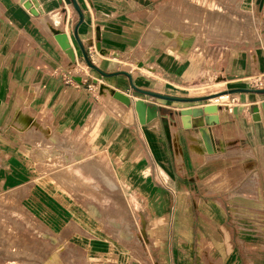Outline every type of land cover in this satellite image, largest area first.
Segmentation results:
<instances>
[{
	"label": "crops",
	"instance_id": "1",
	"mask_svg": "<svg viewBox=\"0 0 264 264\" xmlns=\"http://www.w3.org/2000/svg\"><path fill=\"white\" fill-rule=\"evenodd\" d=\"M28 1L38 14L20 0H0V128L6 129L0 138L18 134L23 144L19 158H14L12 142L0 149V172L4 174L3 179L0 174V186L13 187L16 170L26 172L21 183L39 187L44 181L40 172L51 163V169H67L70 176L71 170L80 171L92 179L96 171L100 174L97 186L114 187L111 198L54 194L52 202L68 204L67 208L59 205L54 217L67 219L62 228L68 230L70 250L75 255L83 253V259L75 257L72 264H221L223 244L228 251L233 249L232 230L221 222L216 194L222 186V171L237 163H242V170L246 165L250 171L257 169L260 179H251L248 187L256 182L258 195L253 199L248 189V203H264V118L260 108L264 101V0L249 2L258 35L252 38L248 33V46L229 50L234 56L228 60L220 48L217 52L213 47L212 55L198 51L196 57L186 56L180 64L170 55L163 58V65L149 54L144 60L138 58L142 63L136 65L153 75L136 67L101 70L93 64L108 74L92 68L100 76L101 91L111 94V100L102 102L86 88L85 79H96L87 72L76 75L71 71L83 58L73 34L78 22L74 1L82 13L77 28L82 47L95 42L94 29L103 27L104 21L125 22L124 13L132 9L130 1ZM151 1L142 0L135 8L142 14L154 13L156 5L152 10L148 6ZM252 23L248 21V26ZM52 30L65 36L72 57ZM146 62L156 69L149 70ZM135 88L193 101L177 107L176 101L135 97ZM230 89L241 90L224 95L217 113L191 117V127H183L181 109L213 104V98L197 99ZM114 91L126 95L129 104L115 98ZM139 98L158 107L155 118L145 122V114L139 116L134 107ZM227 100L232 103L226 104ZM244 112L248 125L242 124ZM44 139L53 142L50 148ZM49 155L50 163L45 158ZM61 157L68 162L65 168ZM52 180L61 187L60 178ZM96 199L121 206L115 233L119 237L126 233L124 239L106 237L100 230L106 216L102 211L90 215L86 205ZM206 203L215 205V210H206ZM44 218L37 215L38 222ZM53 235L59 240L61 227H54ZM78 235L84 237V244H78ZM52 252L58 253L55 248ZM44 258L41 253L30 261L40 264Z\"/></svg>",
	"mask_w": 264,
	"mask_h": 264
},
{
	"label": "rangeland",
	"instance_id": "2",
	"mask_svg": "<svg viewBox=\"0 0 264 264\" xmlns=\"http://www.w3.org/2000/svg\"><path fill=\"white\" fill-rule=\"evenodd\" d=\"M129 1L132 9L124 13L125 22H122L123 19L104 21L103 27L94 29L95 42L83 46L89 61L101 70L108 67L128 66L153 75L146 68L136 65L142 63L138 58L144 60L149 54L150 59L154 58L158 64L163 65V58L170 55L174 62L180 64L184 57H196L198 51H204L205 56L212 55L213 47L217 49V52L220 48L222 56L228 60L230 56H234L232 52L236 47L248 46V43H245L248 41V33L252 35V38L258 35L257 28L253 26L257 20L254 17V9L251 10L250 0H152L148 6L152 10L156 5V11L150 14L147 12L142 14L141 10L135 8L140 6L142 0ZM121 14L123 15V12ZM248 21H253L252 26H248ZM121 39L126 41L122 42ZM112 50L118 53L117 56H111ZM146 65L149 66V70L156 69L148 62ZM91 69L82 58L72 66L71 71L76 75L87 72L93 76L96 79L93 82L85 79L86 88L90 94L100 102L103 99L106 101V98L111 100L110 91L105 89L101 91L103 87L99 82L100 76ZM134 96L146 97L147 95L137 92ZM227 103L229 105L232 102L227 100ZM180 104L182 103L176 101L175 106H181ZM243 116L242 124L248 125L244 121L247 119V112H244ZM1 127L2 134L6 129ZM29 130L32 128L30 127ZM17 135L14 134L13 138L7 140L0 138L2 150L8 143H13L14 158L21 157L20 150L23 147ZM34 139L36 141V138ZM25 141L32 142L27 138ZM42 142L48 148L53 144L47 139ZM45 158H48V163L52 161L50 159L52 155ZM244 158L248 157L244 156ZM60 162L62 168L68 164L64 157H61ZM242 166V163L232 164L229 171H222V186L216 191L220 197L221 222L232 230L231 242L233 243L231 251H228L227 246L223 244L224 251L221 252L219 263L264 264V203L256 201L248 203V189L252 191L253 199L257 198L259 190L255 187L256 182L255 186L248 187V181L260 179V174L254 167L250 171L248 165L244 166L243 170ZM47 167L49 169H43L40 172L44 181L39 187H28L21 183L26 172L16 170L12 174L13 187L0 186V264H31V257L41 253H44L45 258L40 264H72L75 257L77 260L83 259V253L77 251L75 255V252L70 250L68 230L62 228L67 219L58 220L54 217V210H58L59 205L68 207V204L52 202L54 194L58 195L60 191L61 194H75L79 198L91 196L89 197L91 200L101 195H108L111 198L115 194L114 187L101 188L96 185V177H100L96 171H94L96 176L90 179L84 175V172L71 170L70 176L67 169L53 170L51 163ZM1 177L4 178L3 172ZM59 178L61 187L52 184V179L59 180ZM37 199H42L43 202H38ZM97 200L86 205L90 215L96 216L97 211H102L103 216H106L101 220L103 228L100 230L106 237L124 239L125 235L119 237L115 233L118 227L116 217L120 216L118 212H123L121 206ZM83 205L85 206L83 203L80 204L81 207ZM205 209L215 210V205L213 207L212 203H206ZM37 215H44V221L38 222ZM58 222H61V226H58L60 225ZM37 227L42 230L38 231ZM54 227L59 229L61 227L59 240L58 235H53ZM258 228H261L260 232L256 230ZM77 238L78 244H84V237L81 238L78 235ZM53 248L58 253L52 252ZM214 257L217 255L215 254Z\"/></svg>",
	"mask_w": 264,
	"mask_h": 264
},
{
	"label": "water",
	"instance_id": "3",
	"mask_svg": "<svg viewBox=\"0 0 264 264\" xmlns=\"http://www.w3.org/2000/svg\"><path fill=\"white\" fill-rule=\"evenodd\" d=\"M88 2H90V0H87ZM20 2L27 8L30 10L31 13L33 14H38V10L35 8V7H32L31 6V3L30 1L28 0H20ZM74 6H75V9L77 11V14H78V22L76 23L74 29H73V34H74V37L77 41V44L81 50V53H82V56L85 60V62L87 63V65L90 67V68H93L94 70L98 71L99 73L101 74H105V75H108L106 73H103L101 72L97 67H95L88 59L85 51H84V48L82 47L81 43L79 42L78 40V36H77V28H78V25L79 23L82 21V13L80 11V9L78 8L77 4L75 3L74 1ZM55 37L56 39L59 41L60 45L62 46V48L66 51V53H68L69 55H71L72 57V49L69 48L67 46V43L65 42V36L63 34H60V33H55ZM138 92L142 93V94H145L147 96H151V97H154V98H160V99H165V100H171V101H178V102H190V101H193L192 99H188V98H178V97H172V96H165V95H160V94H157V93H153V92H150V91H145V90H140V89H137L135 88ZM241 89H230V90H226V91H222V92H218V93H215V94H212L210 96H205V97H202V98H198L197 100L199 101H202V100H208V99H212V98H216L220 95H228L232 92H236V91H240ZM112 95L119 99L120 101L124 102L125 104H129V98L118 92V91H114L112 92ZM134 107H135V110L137 111V113L139 114V116H142L145 114L144 116V121H150L151 119L155 118L157 115H158V107L155 105V104H152V103H145L143 100L139 99V100H136L134 102ZM218 105L217 104H203L202 106H194V107H191V108H183L179 111V114H180V117H181V121H182V125L183 127H191V117H200L202 115H205V114H211V113H217L218 112ZM260 108H261V111H262V115H263V118H264V101H262L260 103ZM232 111L234 113H236L237 109H232Z\"/></svg>",
	"mask_w": 264,
	"mask_h": 264
},
{
	"label": "bare ground",
	"instance_id": "4",
	"mask_svg": "<svg viewBox=\"0 0 264 264\" xmlns=\"http://www.w3.org/2000/svg\"><path fill=\"white\" fill-rule=\"evenodd\" d=\"M52 33H56V30H52ZM102 50V49H101ZM106 53V51H102V53ZM110 54V53H109ZM111 56H117V52L116 51H114V50H112L111 51ZM178 61V60H177ZM225 94H223V95H220V96H218V97H216V98H213L212 99V102L214 103V104H223L224 103V100H225V96H224ZM256 116V115H255ZM125 235H126V233H125Z\"/></svg>",
	"mask_w": 264,
	"mask_h": 264
}]
</instances>
